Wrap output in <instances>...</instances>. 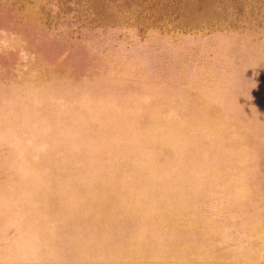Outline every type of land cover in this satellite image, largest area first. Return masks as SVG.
<instances>
[{"label": "rangeland", "instance_id": "1", "mask_svg": "<svg viewBox=\"0 0 264 264\" xmlns=\"http://www.w3.org/2000/svg\"><path fill=\"white\" fill-rule=\"evenodd\" d=\"M0 264H264V0H0Z\"/></svg>", "mask_w": 264, "mask_h": 264}]
</instances>
